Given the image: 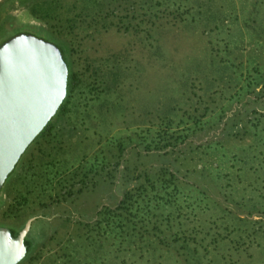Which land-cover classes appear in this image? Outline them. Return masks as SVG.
<instances>
[{"label":"rangeland","instance_id":"obj_1","mask_svg":"<svg viewBox=\"0 0 264 264\" xmlns=\"http://www.w3.org/2000/svg\"><path fill=\"white\" fill-rule=\"evenodd\" d=\"M240 3L241 0H111L114 14L128 13L127 31L113 24L100 27V20L86 28L91 33L79 38L72 53V66L78 72L77 86L63 110L51 117L50 132L25 148L0 189V225L19 229L28 217L34 216L25 233L31 240L30 249L16 264H184L174 250L161 243L147 247L140 241L132 249L115 250L116 238L109 237L97 245L83 235V223L93 220L95 212L104 205L113 206L120 196V165L116 167L112 153L115 142L132 133H141L143 141L141 130L149 123L156 125V112L159 123L160 117H169L171 130L184 124L194 128L185 137L197 150L188 152L191 166L210 168L219 164L221 178V172H234L235 166L240 165V178L250 177L251 185L236 184V195H264V130L252 132L257 118L255 129L264 126V116L247 112L242 117L245 134L223 135L224 123L230 122L231 113L241 108L240 93L244 90L240 86L248 80L242 65L249 38L241 24ZM147 7L155 15H151L152 29L145 37ZM50 28L54 29L29 13L26 2L0 0V41L18 30L47 36L51 34ZM95 91H100L97 96ZM245 97L252 95L246 93ZM179 105L182 107L176 110ZM170 106L173 109L168 110ZM188 113L199 117V123L192 124ZM131 145L124 143L123 150ZM249 145L254 146L253 156ZM142 146L143 143L136 147L143 150ZM241 148L248 152L243 163L232 160L233 151L242 156ZM105 151L112 157L109 161L100 156ZM94 153L97 157L93 160ZM92 160L98 165V172L92 170L86 175L87 179H98L94 186L73 192L65 200L40 204L39 200H46L45 193L57 188L55 178L59 174L74 166L88 165ZM231 162L232 168L228 167ZM106 170L112 177L104 176ZM5 187L26 197L15 213L6 209ZM217 189L218 193L215 189L212 192L217 193L219 206L212 205L213 209L202 215L206 219L200 236L208 249L202 253L203 248H197L201 255L198 264H264V212L258 220L256 243L249 241L244 250L235 251L234 240L241 235L238 230H232L223 241L220 239L221 231L224 233L221 227L229 214L224 215L222 224L221 218L215 217L221 216V188ZM222 204L228 206L224 200ZM243 204L240 208L246 210L252 202ZM260 209L264 211V203ZM236 220L235 226H243ZM213 236L216 239L211 242Z\"/></svg>","mask_w":264,"mask_h":264},{"label":"trees","instance_id":"obj_2","mask_svg":"<svg viewBox=\"0 0 264 264\" xmlns=\"http://www.w3.org/2000/svg\"><path fill=\"white\" fill-rule=\"evenodd\" d=\"M19 1L26 2V7L33 17L49 23L50 27H54L53 30L50 28L51 34L48 33L47 35L49 37L37 35L48 40L52 39L51 41L58 46L60 55L66 64L65 95L55 110V114H57L60 110H63L69 96L72 95L77 86L78 72L72 66L74 61L72 53L75 51V45L79 44V38L91 33V31H85L86 28L95 26L100 20V27L106 28L113 24L126 30L129 26V20L126 18L128 13L120 12L119 14H114L113 9L110 7L111 0H73L71 2L62 0ZM241 2L239 8L241 14H243L241 24L244 26V31L249 38L245 45V63L242 67L245 71L244 77H247L248 80L244 85L240 86L244 90L240 93V99H243L241 100V108L231 113L230 122L224 123V136L229 134L241 136L247 132L244 128V123H242V117L247 115V112H255L258 117L264 116V0H249L248 8L245 12L243 8L246 5V0H241ZM144 12L146 14L144 36L147 37L149 30L152 29L151 15L154 12L152 14L151 7H147ZM133 13L134 9H131V14ZM112 16H115V20H113ZM140 19L143 21L142 18ZM134 26L132 30H134ZM104 89L102 88V90ZM99 92L95 91L93 94L97 96ZM246 93H250L252 98L245 97ZM180 107L182 106L179 105L174 108L177 110ZM169 109H173V107L170 106ZM164 114L168 115L167 113ZM153 117L156 118V125L149 123L142 130L140 128L144 132L143 141L140 139L141 133H132L127 135V138L115 142V149L112 153L116 157L114 164L116 167L120 165L117 170V181L121 186L120 196L113 203V206L104 205L95 212L96 217L93 220L83 223L84 237L97 245L102 244L103 240L109 237L112 239L116 238L115 250L120 249V247L127 250L132 249L137 247L140 241L147 247H153L155 244L161 243L163 246L174 250L177 256L182 258L181 260L184 264H190V262L198 264L197 261H199L201 255L197 248L202 247V253L207 252L208 249V246L202 242V236H200L201 230L205 227L204 222L206 219L202 215L213 209L211 208L212 205L219 206L220 201L216 197L219 192L217 188L219 187L221 188V216L215 215V217L217 219L221 218L222 224L224 215L229 214L227 223H223L221 227V230H224V233L221 231V241L226 239L232 230L236 229L241 235H237V239L234 240L235 251L244 250L245 243L249 241L256 243L254 236L260 230L258 220L263 218L261 214L264 211H261L260 205L264 203V195L252 194L250 196L243 193L236 195L235 190V185L238 183L240 187L251 185L250 177L240 178V173L238 172L241 170L240 165L235 166L234 172H228L227 170L221 172V178L218 177L221 171L219 164L212 165L210 168L204 165L199 167L191 166L189 162L191 158L188 152L197 150L191 147L188 140L185 141V137L194 128L189 124H184L183 127L171 130L168 126L169 117H160V123L157 121V112ZM188 117H192V124L200 121L195 114L191 115L188 113ZM51 119L45 123L30 144L50 132L52 128ZM182 120L179 117L178 122ZM256 121L252 130L254 133L259 129L264 130V126L255 129L258 118ZM176 125L178 126L179 123H176ZM262 140H264V135ZM182 142L183 145L180 146L179 144ZM124 143L132 145L128 150L124 151ZM141 143H143V150H139L136 147H140ZM105 145H107V142ZM248 147L249 151H252L251 156H253L254 146L249 145ZM241 150H243L242 156L239 157L237 152H232V160L243 163L245 160L244 156L248 152L244 151L246 148H241L239 152ZM100 156L106 157L107 161L112 158L106 151L101 153ZM83 157L85 156L83 155ZM96 157L97 154L94 153L93 160ZM249 157L250 155L247 156L246 160ZM93 160L88 165L74 166L70 171L59 174L55 178L57 188L54 192L45 193L46 200H39L40 204L45 205L47 201L65 200L71 197L73 192H80L90 185L94 186L98 179L93 177L87 179L88 175H86L87 172L92 170H94L93 173L98 172V165L95 166L96 164H94ZM228 167L232 168L234 164L231 162ZM79 170L81 171L78 172ZM99 170L102 169L99 168ZM214 174L217 175L215 176ZM112 175L109 170H106L104 176L112 177ZM9 176L5 178L3 183H6ZM105 177L102 176L101 179H106ZM50 179L49 177L46 178L48 181ZM213 189L217 191L216 194L212 192ZM5 196L7 198L3 201H7L6 209L13 213L16 212L17 205H20L26 199L25 195L18 194L17 191L10 189V187H5ZM8 197L11 200H8ZM223 200L228 203V206L222 204ZM249 201L252 202L251 207L246 208V210L240 208L243 203H248ZM225 210L227 213H225ZM212 214V212L209 213V215ZM252 214L255 216L252 217ZM236 218L241 223L239 225L243 226H235ZM217 219L212 220L216 222L215 220ZM241 221H244V223ZM190 222L191 225H189ZM8 228L13 235L18 230L11 226H8ZM216 235L219 234L216 233ZM243 237L246 239H243ZM215 239L216 236L210 238L211 242ZM211 242L207 241V244ZM23 243L26 255L30 249L31 240L25 235ZM217 243L218 241H216V245ZM221 249H223L222 246ZM226 249H228V246ZM182 251H185V253ZM185 254L190 257L187 258ZM246 254L249 256L248 253ZM190 259L191 261H189Z\"/></svg>","mask_w":264,"mask_h":264},{"label":"water","instance_id":"obj_3","mask_svg":"<svg viewBox=\"0 0 264 264\" xmlns=\"http://www.w3.org/2000/svg\"><path fill=\"white\" fill-rule=\"evenodd\" d=\"M67 68L58 46L19 30L0 41V189L17 160L65 94ZM28 217L13 235L0 225V264H15L25 254Z\"/></svg>","mask_w":264,"mask_h":264},{"label":"flooded vegetation","instance_id":"obj_4","mask_svg":"<svg viewBox=\"0 0 264 264\" xmlns=\"http://www.w3.org/2000/svg\"><path fill=\"white\" fill-rule=\"evenodd\" d=\"M25 236V235H24Z\"/></svg>","mask_w":264,"mask_h":264}]
</instances>
